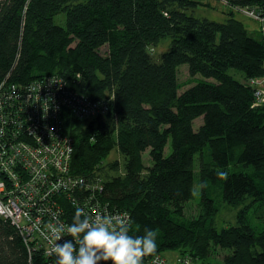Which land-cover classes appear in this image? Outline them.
<instances>
[{
    "label": "trees",
    "instance_id": "obj_1",
    "mask_svg": "<svg viewBox=\"0 0 264 264\" xmlns=\"http://www.w3.org/2000/svg\"><path fill=\"white\" fill-rule=\"evenodd\" d=\"M225 1L264 13V0ZM209 3L0 0V84L8 78L23 86L60 75L69 89L93 100L112 97L105 116H66L74 139L71 169L104 179V198L130 214L132 234L156 233L152 254L176 250L206 261L220 249L226 250L224 264H264V228L248 223L249 206L239 210L236 225L219 231V209L207 190L208 183L219 186L233 208L249 198L264 204V105L254 107L249 85L264 76V43L232 10L225 22L193 14ZM166 38L170 49L156 59L151 50ZM182 65L191 77L203 78L180 93ZM230 69L241 71L245 82ZM200 117L203 124L195 129ZM170 141L171 154L165 156ZM115 149L123 166L119 160L105 163ZM148 150L151 166L143 161ZM206 150L211 161L200 171L204 212L178 221L194 194L196 156ZM233 163L255 173L231 171ZM0 264L55 263L40 250L30 253L15 226L0 217Z\"/></svg>",
    "mask_w": 264,
    "mask_h": 264
},
{
    "label": "built area",
    "instance_id": "obj_2",
    "mask_svg": "<svg viewBox=\"0 0 264 264\" xmlns=\"http://www.w3.org/2000/svg\"><path fill=\"white\" fill-rule=\"evenodd\" d=\"M219 2L258 21L264 43V13ZM249 85L255 89L254 107L264 105V76L250 79ZM111 100H93L69 89L60 75L23 86L8 78L0 84V217L15 226L30 253L40 250L55 264L49 240L60 237L53 229L71 223L77 208L92 218L111 216L131 226L130 214L104 198L105 183L98 173L78 175L71 169L74 139L66 116L80 121L105 116ZM60 235L72 239L66 232ZM192 261L189 254L178 258L181 264ZM143 264H167V259L163 253L149 254Z\"/></svg>",
    "mask_w": 264,
    "mask_h": 264
},
{
    "label": "rangeland",
    "instance_id": "obj_3",
    "mask_svg": "<svg viewBox=\"0 0 264 264\" xmlns=\"http://www.w3.org/2000/svg\"><path fill=\"white\" fill-rule=\"evenodd\" d=\"M209 6H199L193 14L196 17L200 18H208L213 21L225 22L228 18V12L233 10L235 12V17L244 23L246 29L255 37L259 34L260 23L251 17L238 12L228 5L223 4L222 2L209 0ZM58 20V18H57ZM171 39L166 38L161 41L158 47H155L151 50L153 56L156 59H160L161 56L168 52L170 49ZM107 48L105 47L102 52L105 53ZM188 65H182L179 67V79L182 84V88L180 89V93L191 88L196 85L200 80H202L201 75H197L196 77H191L189 73ZM229 74L236 80L245 82L244 74L237 69H230ZM201 124H203V117L198 118L194 122V128L197 129ZM171 154V141L165 148V156H169ZM119 160L121 165L123 166L124 158L119 154L118 150L115 149L112 151L105 163L108 164L110 162H114ZM143 161L146 166L152 165V160L149 156V150L143 154ZM211 159L209 156L208 150L205 151L202 155H197L195 159V186H194V194L193 197L186 202L184 206V215L183 217H177L178 221H190L198 219L204 212L201 207L202 203V195H203V185L201 184V165L202 163H210ZM122 171V170H121ZM120 171V172H121ZM231 171H242L249 174H254L255 171L253 167H244L239 164H232ZM113 175V173H110ZM207 190L209 191L211 197L215 199L216 205L219 209L218 213L214 216V224L216 228L220 231L225 227L236 225L238 220L239 210L244 208V206L248 205L249 210L247 213V221L248 223L257 230H262L264 228V204L260 202L253 203L251 198L246 200V203L238 208H233L224 203L222 197V191L219 186L213 185L211 183L207 184ZM226 254V250L221 251L220 249L215 252L210 258L206 261H192L191 264H224L223 259ZM165 258L167 259V264H181L178 262V258H180L181 253L176 250H169L163 253Z\"/></svg>",
    "mask_w": 264,
    "mask_h": 264
},
{
    "label": "clouds",
    "instance_id": "obj_4",
    "mask_svg": "<svg viewBox=\"0 0 264 264\" xmlns=\"http://www.w3.org/2000/svg\"><path fill=\"white\" fill-rule=\"evenodd\" d=\"M64 232L72 239H64L60 235ZM53 233L60 237L49 240L56 264H143V258L157 249L153 230L132 234L129 226L115 217L92 218L80 208L71 223L57 224Z\"/></svg>",
    "mask_w": 264,
    "mask_h": 264
}]
</instances>
